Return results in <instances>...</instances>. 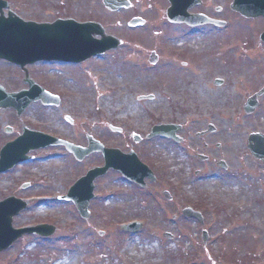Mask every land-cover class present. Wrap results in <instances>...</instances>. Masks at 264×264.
<instances>
[{
  "label": "rangeland",
  "instance_id": "374dc122",
  "mask_svg": "<svg viewBox=\"0 0 264 264\" xmlns=\"http://www.w3.org/2000/svg\"><path fill=\"white\" fill-rule=\"evenodd\" d=\"M15 1L13 9L25 19H76L84 13L124 42L79 65L56 61L28 65L31 77L60 94L63 103H33L21 116L13 109L0 110V148L24 125L81 144L89 133L105 145L122 148L124 139L112 133V124L144 134L160 121L187 122L191 102L217 103L223 109L218 124L223 149L215 150L214 158L225 160L229 171L179 147L168 145L174 156L157 148L155 155L171 177L162 176L142 190L110 171L96 180L91 216L84 219L72 202L57 196L66 194L88 169L102 165L103 155L78 161L63 147L39 148L32 152L31 162L0 174V200L9 195L29 199L27 209L14 219L16 228L46 222L56 225L57 231L49 238L22 235L0 252V264H264V169L245 145L250 133L264 132V97L255 116L243 110L246 100L264 86V50L245 37H225L200 65L171 69L165 65L173 50L169 41L173 32L156 24L153 0H135L139 3L131 12H112L102 0ZM134 12L151 19L150 25L128 27L126 19ZM152 51L167 62L152 66ZM24 77L20 66L0 60V83L9 92L28 87ZM217 78L224 83L216 86ZM6 126L14 128L11 133ZM240 163L248 166V172L235 179ZM27 182L30 187L22 188ZM164 189L173 201L164 198ZM187 206L203 212L205 224L185 217L182 211ZM132 221L143 226L136 232L120 229ZM204 229L210 233L206 244ZM133 245L137 250H132Z\"/></svg>",
  "mask_w": 264,
  "mask_h": 264
},
{
  "label": "water",
  "instance_id": "95a60500",
  "mask_svg": "<svg viewBox=\"0 0 264 264\" xmlns=\"http://www.w3.org/2000/svg\"><path fill=\"white\" fill-rule=\"evenodd\" d=\"M2 1V0H0ZM107 7L117 10L124 5L122 0H104ZM5 6L7 4L5 3ZM4 6L0 5V11ZM171 19L176 20L178 18ZM139 23V22H137ZM132 22V24H137ZM97 35L102 38L98 40ZM121 41L114 36L107 35L104 28L95 22L78 23L76 20H58L54 23H36L24 21L15 14L10 13V17H0V58L11 62L25 63L34 62L40 59H60L67 61H83L90 56L104 53L116 48ZM155 56V55H153ZM155 57H152L154 61ZM30 89L17 93H8L0 86V108L14 107L21 114L24 109L34 101L42 100L48 104H59V96L52 95L43 88L29 80ZM220 84V81H217ZM216 84V85H217ZM255 94L248 100L246 108L253 109L257 106L258 97ZM114 129V128H113ZM117 130V129H114ZM176 128L171 125L156 126L153 133L174 135ZM261 139L260 145L254 146L253 141ZM57 144L55 138L49 137L41 132L24 129L23 135L17 140L8 143L0 154V172L9 171L17 163L29 160L28 153L40 147ZM90 145L86 148L71 146L70 150L78 159L93 152H102L105 157V165L90 170L86 176L79 179L69 190L66 200H72L80 210L83 217L88 218L90 212L88 207L94 197V181L97 177L106 174L110 168L119 170L124 176L139 183L143 182L145 165L140 162L135 152L125 155L121 150L106 148L100 142L90 138ZM250 149L256 157L264 160V137L254 134L250 138ZM27 207V202L16 197H9L0 201V251L10 247L14 241L24 235V233L40 234L49 237L56 231L55 226L41 224L35 227L15 229L13 218ZM187 216H195L202 219L201 215L191 210H186ZM139 224L124 226L131 231L140 227ZM167 237L172 235L166 233ZM206 237V234H205Z\"/></svg>",
  "mask_w": 264,
  "mask_h": 264
},
{
  "label": "flooded vegetation",
  "instance_id": "af4514ba",
  "mask_svg": "<svg viewBox=\"0 0 264 264\" xmlns=\"http://www.w3.org/2000/svg\"><path fill=\"white\" fill-rule=\"evenodd\" d=\"M177 1L180 7L184 10L181 13L177 14L178 21H171V19L169 18L170 9L173 6L172 0L152 1L155 3V5H152L156 10V24L163 25L164 28H167L166 30L171 31V33L173 32V34L169 36V41L172 43L171 48L173 49L171 54L168 56L169 62L164 61V59H162V57L158 55L156 64L153 66H159L160 64H165L166 62L167 63L165 66L171 69H173V67L188 68L193 65H200L205 54L208 56L207 53L214 48L215 44L216 48L220 44L222 45L225 40V37H228V39L234 37H245L248 39L247 42H250V45L257 44L264 50V0ZM8 3L12 10H14L13 8H16L17 1L8 0ZM137 3L139 2H135V0H128L127 9L123 10L131 12L130 10H133L134 6ZM240 7L244 9L248 8L250 15H246L245 13H243L240 10ZM89 16L90 15L85 16L84 13L83 15L78 14L79 18L76 19L78 21L91 20V18H88ZM128 16L129 17L126 19L125 22L128 25L130 21H133L135 18H142L139 20L141 22H144L142 27L150 25L151 19L147 18L144 14L140 12L129 13ZM92 19L95 20L94 17H92ZM47 21L50 20H40L39 22ZM244 28L246 29V31ZM212 54L209 53V55ZM92 59L93 58H90L88 59V61ZM88 61L86 60L81 63H61L69 65H79ZM62 103L63 102H61V104ZM262 103L263 102H259L256 111L250 114L249 116H255L258 111L261 110ZM189 109L190 110L187 122L179 123L173 120L169 122L165 121L166 124L172 123L180 125L179 131L177 133V138L167 136H156V138L150 137V132H146L144 134L136 133L132 130L127 129V125H125L124 128H122L121 133H119L124 139V145L122 146V150L125 153H129L132 150L136 151V154H138L140 160L147 164L149 168L153 171V174L156 179L155 181H151V176H146V182L148 184L145 189H149V186L151 184H154L156 182L158 183V181H161L162 176L171 177L170 172L168 171L167 173L166 171L168 169L163 168L165 166L161 165V162L155 155L157 148L163 149V151H165L169 155L174 156V154L168 150V145H172L173 147H179L181 149L188 150L187 152H190L191 154L194 153L196 158L202 162L212 163L213 161H215L218 165L219 161L215 160L214 151L223 149V141L220 139L221 137H218L221 134L220 125L218 124L223 119V109L219 107L217 103L215 105L209 104L207 102H191ZM165 122L160 121L159 124H163ZM210 124L214 125L211 128V131L209 130ZM203 125L206 126L204 127ZM195 126H200V129L197 130ZM7 127H11L12 130L14 129L12 126ZM255 132H261V134H264V132L262 131ZM250 134L248 135V137H246L247 139L245 140V145L248 154L252 157V159L256 160L257 163L261 164L262 169H264L263 162L252 156V153L249 148ZM89 135L91 134L87 133L85 135L86 141L82 144L77 141H72L70 139L68 140L77 145L85 146L89 143ZM63 148L67 151L65 147ZM197 148L198 150L202 148L204 152L195 151ZM175 160L176 155L172 161L176 162ZM238 165L241 166L238 168L240 170H236L234 172L235 179L240 178V176L243 174L241 172H245L243 175L247 174L248 172L246 169L248 166L246 164L240 163ZM227 166L228 167L224 170L226 172L229 171L228 163ZM200 174L201 170H195L196 176ZM132 184L137 188H141L135 183ZM141 189L143 190V188Z\"/></svg>",
  "mask_w": 264,
  "mask_h": 264
},
{
  "label": "bare ground",
  "instance_id": "6f19581e",
  "mask_svg": "<svg viewBox=\"0 0 264 264\" xmlns=\"http://www.w3.org/2000/svg\"><path fill=\"white\" fill-rule=\"evenodd\" d=\"M132 250H134V251L137 250V249L134 247V245H133V249H132Z\"/></svg>",
  "mask_w": 264,
  "mask_h": 264
}]
</instances>
